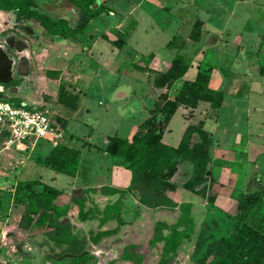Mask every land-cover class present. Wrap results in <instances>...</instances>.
I'll return each instance as SVG.
<instances>
[{
  "label": "rangeland",
  "instance_id": "1",
  "mask_svg": "<svg viewBox=\"0 0 264 264\" xmlns=\"http://www.w3.org/2000/svg\"><path fill=\"white\" fill-rule=\"evenodd\" d=\"M34 1L36 6L27 8L24 6L23 2L17 1L13 3L10 0H0V30L5 29L7 20L14 19L13 7L17 5L20 8V11L29 15V18L26 21L27 25L37 35L35 41L36 46L33 53L34 69L33 73L30 75L33 77L34 82L32 84L28 82L27 85L29 86V90L26 93L19 92L18 94H11L9 92V88L6 89V85L1 84L0 87L8 100H21L26 103H31L32 101L43 103L46 107L51 109L55 116L65 112L64 108L60 104L56 103L57 87L59 83L65 81L66 83L73 85L76 89L79 88V92L83 91L86 87L87 93L86 95H81L77 110L73 112L67 111V122L63 130L65 133H70L75 137H78L76 147L80 148L84 153L85 160L83 166H85L84 169L88 172V174L95 175V173H104L106 171V166H109L110 157L106 156L102 151H97L94 146L89 148L88 145L82 144V139H86L90 143L97 146H102L108 135L116 133L119 136L125 137L129 132L131 134L133 130L135 131L136 126L147 116L148 113L146 106L151 104L154 100V95L156 94L154 92L150 93V78L146 81V79H137V76L134 75L128 76L125 72H134L133 69L129 68V65L128 67L126 65L125 68V66L121 64L118 66L119 69L116 70L115 75L111 69L106 73L101 72V74L98 73L97 75H94L91 68L95 66L96 61L93 58H89L91 55L88 54L89 57L83 55L86 57L83 58V62H77L79 61L80 56L79 44H74L70 40L58 39L55 36L50 35L42 25L43 22L48 21V18L58 17H63L71 21V23H74L77 18V13L72 12L71 1ZM78 1L80 4L79 14L82 13V15H86L87 10L83 7L84 0ZM220 1L222 2L223 0ZM233 2V0H224L223 7H221L222 5L220 2V4L218 3L219 6L216 5L213 7H208L209 4H207L208 8H205V10H208L211 15V19L214 22L213 28L220 29L223 25L229 26V29L227 30L228 36L231 38H233L235 34H237L239 38L242 36L241 43L243 44L244 49H248L253 43L257 45L260 41L257 39L256 33L255 36L252 35L251 29L255 27V24L248 19L246 20V23L239 25V28L234 20H232V15L230 14L231 7H234ZM106 4L105 8L98 11L96 17L94 18L95 21L93 20L91 22L89 29L91 33H105L114 39L116 33L119 32L118 26L114 25L108 28V24L111 19L116 17L117 11L126 14L129 4L128 0H106ZM246 5H248V3H245L243 6L246 8ZM237 10L241 16L247 17L245 16L246 14H243L239 7ZM250 10H252V12L255 10L252 5L248 11L250 12ZM110 11H113V13ZM257 12L258 11L256 10V13ZM162 13L163 14L152 15V19L154 20L148 19L149 23H142L138 26L133 36L130 37L128 45L123 48L124 53L130 51L129 47L132 44V39L140 33L139 30L141 28L145 27L146 32L142 30L144 33L142 32L139 34L140 36L138 35L144 51L146 50V53L150 51L153 52L155 55L154 58H156L159 63H162L161 65H163L164 62H168L172 58L173 51L166 48L164 44L168 40V37L170 38L171 34L178 29L179 24H172L175 19L167 15L166 11H163ZM253 14H255V12ZM192 22L193 18L185 25H181L182 28L180 31H177V33H181L180 36H182V38H185L186 44L182 51L189 54L194 59H198L203 55L205 63L219 65L221 62V50L219 48H207L204 51V54L201 55L196 48V44L187 38ZM127 37L129 38L128 35ZM99 42L104 47L107 45V42L103 39H99ZM202 43L204 44L205 42ZM262 44L264 45V42L261 43V45ZM232 46L234 50L232 51L233 54H231V56L233 57L236 53V44H232ZM150 47L151 49L149 50L148 48ZM123 51L120 52V54H122ZM92 52L94 56L99 55L96 51ZM36 55H40L39 60L36 59ZM239 55L242 57L241 60L243 62L252 58L250 53L245 54V50L240 52ZM136 57L137 56L134 58ZM259 58L262 62H264L263 58ZM73 60L78 64L76 63L73 65L75 63ZM121 60L119 61L121 62ZM68 61H72V64H67ZM150 61L151 57L147 56L144 57V59L142 58L140 62L143 66V64H148ZM240 68L242 72L247 71L245 66H240ZM49 69H61L60 71H62V74H60V79L47 77L45 72ZM80 69H85V74L80 77L82 81L78 78ZM233 70L235 71V68H233ZM195 72L196 67L192 66L186 75L187 77H192ZM249 72H251V75L254 74V71L252 70ZM134 74L136 73L134 72ZM214 74H217V72ZM229 81H227L224 85L225 102L219 109L217 120L212 119L215 113L208 104H199L198 107L192 111L193 114H190L188 109L180 107L173 115L170 123L164 131L163 141L167 144L175 145L177 144L187 124L197 123L199 120H207V128L213 132L215 140H218L219 142L225 138H229V140L232 139V141L238 139L234 144L236 145L240 144L239 142L242 140L241 135H249L247 130H249L250 133H255L256 138L260 139L257 140L258 146L257 148H253V152H255L257 159L262 160L260 163L263 164V82L262 80H259L258 85H255L249 80L248 87L242 89V87H240L242 83H238L236 87H231ZM180 85L181 81L175 82L174 86L170 90V93L173 95L178 90ZM257 86L261 88V91L257 89ZM233 88L234 91L243 90L242 92L244 93H241V91L239 93H232L231 91ZM249 106H256V111H251ZM59 143L65 145V147H69L70 150L72 149L70 148L72 147L71 144H69V141L67 142L66 140V134H64V139ZM50 146L51 144L46 140L40 139L35 143L36 149L41 148L44 150ZM238 148L239 146H237V149ZM15 153H17L15 147L12 146L6 148L4 141L0 142V195L5 196L4 209L9 212L8 220H6V223L4 224L6 232L3 233V236L0 235V264H74V257L77 255L63 253L67 246L66 244L57 245L55 241L51 240H49L45 246L39 244V242L42 243L45 238L44 231L46 229L34 228L24 230L19 228L18 222L23 213L24 207L20 205L17 209H13L10 197L15 184L11 181L18 182L28 180L27 178L31 176V173L28 177H26L27 173L25 174V169L28 168L29 163L35 161V157L37 158L38 152L34 150L29 153L28 149H26L18 155ZM240 156L241 155L239 154V157ZM246 172L247 176L245 178L244 175ZM246 172H242L240 176L234 177L235 181L231 185H226L224 187L219 186V184L215 185L214 189L219 192L220 196H227L232 191L231 198L222 204L224 210L223 212L227 211V214L229 215L230 213V215L226 217L224 216L225 214H222L221 217L218 212L211 213L208 210V212L203 216L198 211H195L196 220L194 221V228L191 237L187 240L189 243L183 245V243H186V240L182 241L177 249L176 256L172 259L171 264H213L212 247L216 241L232 231L234 220L231 219V214L235 211L237 200L244 194H252L254 192L261 194L260 201L254 204L253 210L248 217L247 222L249 225L256 228L264 227V193H261V191L258 190V186H251L252 180H257L264 184V171L255 169L252 164ZM58 178L59 179H56L53 182L54 185L65 188L69 187V176L60 174ZM77 185L79 186V180L77 181ZM82 190L83 189L79 187L72 189L71 194L67 196V200L72 197L79 198ZM197 197L201 198L198 195ZM62 199L64 200L60 201H63L62 203H66L64 202L66 197ZM93 211L94 213H98L96 208H94ZM84 212L87 211L84 210ZM87 213L88 218L84 220H89V218L94 216L93 212L89 211ZM116 213L117 209L115 207L105 210L103 209L102 217L99 219V226H102V228L109 226L110 223L108 220L106 221V219ZM167 213L171 215L172 212ZM214 216L218 217L222 223H224L222 227L221 225L215 227V223L217 225V222L213 218ZM68 217L69 218L66 222L69 226L74 227V231L72 230L74 235H72V233H70V235L73 239H79V245L75 247L78 248L80 244H84L85 250L83 253H85V256L89 257L88 260L80 262L79 264H126L124 263L125 261L120 260V257L118 258L120 263H114V261L109 262V260L105 258L107 242L103 238L106 236H103L97 243H93L92 238L98 235V232L107 230H99L98 226H91L90 228L87 227L85 229L82 224L74 222L75 218H80L78 213ZM192 217L194 219L193 215ZM128 218L131 219L132 216H128ZM156 221L157 216L153 221L151 230L140 232L139 239L141 242H137V240L133 238V233L131 232L133 228H128L126 239L131 240L133 243L130 245L135 246V253L139 257L136 258L138 261L137 264H158V261L160 260L162 242L156 243L154 246L150 244ZM127 223L131 224L132 221ZM7 228L8 230H6ZM8 232H11V234L7 235ZM67 233L68 232H66L65 237H67ZM12 238H14V241H11ZM2 239H4V241H2ZM111 243L118 244L119 240H113ZM97 244H99L101 251L97 252V249L93 246ZM130 254L132 255L131 250ZM81 255L82 254L78 256ZM130 264H134V262H130Z\"/></svg>",
  "mask_w": 264,
  "mask_h": 264
},
{
  "label": "trees",
  "instance_id": "2",
  "mask_svg": "<svg viewBox=\"0 0 264 264\" xmlns=\"http://www.w3.org/2000/svg\"><path fill=\"white\" fill-rule=\"evenodd\" d=\"M11 2H23L24 6L30 8L36 6L34 0H10ZM77 13L74 23L63 18H48L42 23L43 27L50 34L58 39L76 37L82 34L89 27V20L95 18L98 11L105 8L106 0H84L83 7L87 10L86 15L79 14L80 4L78 0H69ZM82 7V8H83ZM15 19L19 22H26L29 15L15 5L13 7ZM80 16V17H79ZM181 35V34H180ZM173 36L166 47L174 51V55L168 62L159 63L154 56L151 61L141 67L143 71L152 74V84L158 93L154 103L147 109L148 115L135 128L130 138L113 134L108 137L105 145V152L111 156L120 157L126 168L130 171V182L126 191L102 187L101 190L110 194H118L116 201L109 203L105 208L117 209V213L111 215L106 221H114L116 226L112 230L100 231L92 238L97 243L103 236L119 232L127 224L120 215L121 198L126 192L131 194L141 205L151 209H167L177 211V216L172 223L165 220H157L151 237L150 244L162 242V252L158 264H171L172 259L183 240L191 237L194 228V219L191 215L192 205L189 202L177 203L168 196L169 191H174L179 185L175 180L179 165L186 163L190 166L188 177L180 183L181 186L193 194L200 196L207 202L208 208L215 206L219 192L214 189L218 184L214 178L210 163L212 161L211 146L212 134L206 128L205 121L188 124L181 134L176 146L166 144L162 141L164 131L170 120L180 107L192 111L198 107L199 102H208L212 111L217 114L224 100L222 89H213L209 86L212 71L218 65L205 63L202 57L192 58L184 53L185 38ZM203 35V21L196 18L191 24L187 34L192 42L198 43ZM116 48H122L126 43V36L117 32L114 39L104 33H100ZM261 46H264L263 44ZM204 52V51H203ZM204 54V53H203ZM139 58L136 62H138ZM195 66L196 72L192 77H187L189 69ZM222 70V69H221ZM259 75L264 77V64L258 67ZM46 76L59 79V70H46ZM181 81L178 90L172 95L170 90L175 82ZM5 85V84H2ZM81 98V92L73 85L62 81L57 87L56 103L60 104L64 111L56 115L54 122L62 129L67 122V111L77 110ZM16 105L21 100H10ZM5 133L0 135V142L4 141ZM67 142L73 140V136L66 137ZM65 147L58 143L43 158L38 159L37 164L50 168L55 172L68 176H75L81 153L75 147ZM258 186V190L264 193V184L252 180L251 186ZM220 186V184H219ZM97 189L88 188L81 191L79 198H70L67 203L60 201L63 191L41 182L39 179H28L18 181L12 190L13 203L24 207L18 226L24 230L44 228L45 238L40 243L42 246L51 240L57 245L66 244L63 253L77 255L74 257V264L88 260L85 256L84 244L79 245V239H73L74 227L68 225L65 220L71 206L78 205L79 221L88 218L84 212L86 202L91 192ZM4 195H0V215L2 214ZM261 194L254 192L247 193L237 200L235 211L231 214L234 220L232 231L221 237L212 247L213 264H264V227H253L248 224L253 206L259 202ZM93 212L94 211H90ZM111 212V211H109ZM221 215L229 216L227 211L218 212ZM219 215V216H220ZM217 225H224L218 217H213ZM214 223V222H213ZM67 229V231H66ZM73 230V231H72ZM67 233V237L66 236ZM91 239V238H90ZM130 250L132 255L130 254ZM82 254L81 256H78ZM134 256V257H133ZM120 260L131 261L137 264L135 246L127 245L120 254Z\"/></svg>",
  "mask_w": 264,
  "mask_h": 264
},
{
  "label": "crops",
  "instance_id": "3",
  "mask_svg": "<svg viewBox=\"0 0 264 264\" xmlns=\"http://www.w3.org/2000/svg\"><path fill=\"white\" fill-rule=\"evenodd\" d=\"M233 1H234L233 2L234 7H231V11H230V14L232 15L231 17L232 20H234V22L239 26L242 23H246V20L249 19L251 22L255 24V27L251 29L252 35L255 36V33H256L257 39L260 40L257 43V45L253 43L248 49L246 48L244 49L243 44L241 43L242 36H240V38L238 37L237 34H235L233 38L228 36L227 30L229 29V26L223 25L220 29L213 28L214 22L211 19V15L209 14L208 10H205V8L213 7L216 5L219 6L220 3L222 5L221 7H223L224 0L222 2L220 0H128L129 7H128L127 13L123 14L122 12H119V11H117V13L115 12L116 17L111 19L110 23L108 24V28L114 25L118 26L119 32L122 33L124 36H126V43L122 48L114 47L109 40L104 39L102 36H100V33L99 34L91 33L89 27L85 30L84 33L78 34L76 35V37H68L66 39L72 41L74 44L75 43L79 44V55L80 56H79V61L77 62L82 63L83 58L89 57L88 54L91 55V57L89 58H93L96 61L95 66L91 68L93 70L94 75H97L98 73L101 74V72L106 73L110 69L115 75L116 70L119 69L118 66L121 64V65H124L125 68H126V65L127 67L129 65V68L133 69V71L136 73L134 74V72L132 71H126L125 73L128 76L134 75V76H137L136 77L137 79H141V80L146 79V81L150 78L149 80L151 84L150 93L154 92L156 94L154 95V100L151 102V104L149 106H146L148 109L149 107H151V105L154 103L155 99L157 98V92L155 91L153 84H152V74H149L148 72L143 71L141 69V67L145 66V64H143V66L141 65L142 63L140 61L142 58L144 59V57H147V56L150 57L152 55L155 57L154 53L151 51L146 53L145 52L146 50L144 51V48H142L143 46L139 41L140 39L139 34L143 32L142 30L146 32L145 27L141 28L139 30L140 33L137 34L134 39H132V44L129 47L130 51H127L124 53L123 48L128 45V41L130 37L133 36V34L135 33V30L138 28L140 24L149 23L148 19L154 20L152 19L153 18L152 15L154 14H163L162 12L166 11L167 15L175 19L174 22H172V24H179L178 29L174 33L171 34L170 38L168 37V40L164 44L165 47H166V43L173 36L181 34L180 32L177 33V31H180V29L182 28L181 25L183 24L185 25L192 18H193V21L196 18H199L203 21V35H202L201 41L198 43H195L198 51L202 55L204 53L203 51H205L207 48L217 47L221 50V53H220L221 62L217 66V68H215L212 71L209 86L213 89L220 88L224 91L225 90L224 85L229 80H230L229 84L231 85V87H236L238 83H242V85L240 86L242 87V89L248 87L249 80L255 85H258V81L262 80L263 86H264V77L259 75V70H258L259 65L264 64V62H262L259 58V57L263 58V61H264V48H263L264 46H261V43L264 42V0H233ZM245 3H248V5H246V8L243 6ZM207 4H209L208 7H207ZM250 4L252 5L253 9H255L253 10V12L252 10H250V12L248 11L249 8L251 7ZM72 7H71L72 12L76 13L74 8ZM238 7L243 12V14H246L245 16H247L248 18L243 17L241 16V14H239L237 10ZM256 10L258 11L257 13H256ZM110 12L113 13V11H110ZM254 12L255 14H253ZM93 20L94 18L89 20L88 25H91V22ZM106 35L110 37L108 34ZM127 35L129 36V38L127 37ZM99 39L105 40L107 42V45L104 47L102 44H100ZM202 42H205V43L203 44ZM202 44H203V47H202ZM232 44H236L235 46L236 53L233 57L231 56V54H233L232 51L234 50ZM148 49L150 50L151 47ZM169 50L173 51L172 49H169ZM243 50H245V54L250 53L252 56V58L247 59V61L245 62L241 60L242 57L239 55V53L243 52ZM92 51H96L97 53H99V55L94 56ZM122 51L123 53L120 54V52ZM83 53H86V54H83ZM83 55L86 57H84ZM173 55H174V51H173ZM135 56L137 57L134 58ZM39 58H40V55H36V59L39 60ZM139 58L141 59L138 62H136ZM119 60H121V62ZM71 62L72 61H68L67 64H72ZM73 62H75L73 65L77 63L74 60ZM240 66L242 67L245 66L247 68V71L242 72ZM233 68H235V71L233 70ZM51 70L60 71L61 69H51ZM251 70L254 71V74L252 75H251V72H249ZM216 72L217 74H214ZM60 74H62V71H60ZM84 74H85V69L84 70L80 69L79 77L77 76L79 80L82 81L80 77ZM259 88L260 87H258L257 89L261 91V88L260 89ZM240 91L241 90L234 91V88H233L231 92L239 93ZM242 91L241 93H244ZM262 92L264 93V90H262ZM86 93H87V88L85 87L83 91H81V95H86ZM121 95H124V94H121ZM224 102H225V91H224V100H223L222 105L224 104ZM199 104L209 105L208 102H204V101L199 102ZM219 109H218V112H219ZM249 109L251 111H256V106L255 107L249 106ZM218 112L212 117V119L217 120L218 115H219ZM262 120L264 121V118ZM206 121L207 120H205V126L207 125ZM208 130L211 132L212 139H213L212 146H211L212 161L210 163V167L212 169L215 180L218 182V184H220L221 187H224L226 185H231L235 181L234 177L240 176L242 172L248 171V169L252 166V164L254 165L255 169L264 171V163L261 164L260 162L262 160L257 159L255 152H253V148H257L258 146L257 140L260 139V138L258 139L256 138L255 133H252V132L250 133V131L247 130L248 131L247 133L249 135L248 136L241 135L242 140L239 142L240 144L234 145L238 139L232 141V139L229 140V138H225L221 142H219L218 140H215V137L213 136V132L210 129ZM133 132L131 134L129 132L128 135L125 137L130 138ZM65 134H66V137L70 135L73 136V140L69 141V144H71V146L78 149L81 153V159H80V163H79V167H78V171L76 175L73 177L69 176L70 177V181L68 182L69 187L65 188V187H60V186H56L53 184V182L56 179H59L58 176L63 173L55 172L54 170L41 166L37 164L36 162L38 159L46 156L49 153V151L52 149V146L44 150H42L41 148L36 149L35 144L34 146H27V147L23 145H20L18 147L13 146L15 147V150H17V153H15L17 155L21 153L22 151H25L26 149H28L29 153L33 152L34 150L38 152L37 158L35 157V161L29 163L28 168L25 169V174L27 173L26 177H28L31 173V176H29V178L27 179L37 178L43 183H46L48 185L54 186L57 189L62 190L63 195L61 196L60 200H64L62 198L66 197L64 201L66 203L68 201L67 196L71 194V191L74 188L79 187V188H82L83 190L88 189V188L97 189V191L91 192V194L89 195V200L86 202L84 210L93 211V209L96 208L98 210V213H95L93 217L89 218V220L79 221L78 218H75L74 222L82 224L85 229L87 227L90 228L91 226H96V227L98 226L99 230L101 229L102 230H112L116 226V223L114 221L112 220L108 221L110 223L109 226H107L106 228H102V226H99V219L100 217H102L103 209L109 203L116 201V199L119 198V196L118 194H110L109 192H104L101 190V188L109 187V188L118 189L121 191H126L129 185V182H130V171L126 168L123 160L120 157L111 156L105 152L104 149L107 143V139L109 136H111V135H108L107 138L104 140V144L102 146H97L95 144L90 143L86 139H82V144L88 145L89 148L91 146H94L97 149V151H102L104 152L106 156L110 157L109 166H106V171L104 173L100 172V173H95V175L94 174L89 175L88 172L84 169L85 166H83V163L85 160L84 153L82 152L80 148L76 147V142L78 141V137H75L73 134H70V133H65ZM162 141H163V137H162ZM177 144L173 146H176ZM237 146H239L238 149H237ZM6 148H9V147H6ZM239 154L241 155L240 157H239ZM189 173H190L189 165H187L186 163H182L179 165L178 172L174 178V180L179 185L174 191H169L168 196L177 203H181V202L191 203L192 205L191 211H192V215L194 216V221H195L196 220L195 211H198L201 215L204 216L208 212L209 208H208V204L206 201H204L202 198L197 197L196 194L191 193L190 191L184 189L181 186L180 183H182L188 177ZM246 176H247V172L245 173L244 177L246 178ZM78 180H79V186L77 185ZM11 182L14 184L17 183V181H11ZM231 195H232V191L227 196L218 195L215 201V206L212 208L210 207L209 212L217 213V212L224 211L222 204L228 201L231 198ZM4 201H5V196L3 198V206H2L3 212L0 215V235L1 236H3V233L6 232L4 224L6 223V220H8V214H9V212L4 209ZM10 202H11V205L13 206V209H17V207L20 206V205H16L13 203L12 194L10 197ZM167 212H172V213L171 215H169ZM76 213H78V205L73 204L67 216L65 217V220L69 218L68 216H73ZM120 215L123 221L125 222L132 221V223L131 224L127 223L120 229L119 232L107 235L106 237L103 238L107 242V248L105 249V255H106L105 258H107L109 262L114 261V263H118V262L120 263V260L118 259L119 254L121 253V251L124 249L125 246L133 243L131 240L126 239L127 238L126 233L128 231V228H133L131 231L133 233L132 235L133 238H135L137 242H141L139 239L140 232L151 230L153 226V221L155 220L156 216H157V220H165L167 222L170 221L169 223H172L177 216V211H170L167 209L148 208L144 205L139 204V202L131 194L126 192L124 196L121 198ZM128 216H132V218L129 219ZM6 230H8V228ZM8 234L10 235L11 232H8L7 235ZM1 236H0V240H1ZM113 240H119V243L118 244L111 243ZM2 241H4V239H2ZM11 241H14V238H12ZM185 242L186 243H183V245H186L189 243V241L187 240ZM93 246L97 249V252L101 251L99 248L100 247L99 244L93 245ZM130 262L131 261H125L124 263L130 264Z\"/></svg>",
  "mask_w": 264,
  "mask_h": 264
},
{
  "label": "built area",
  "instance_id": "4",
  "mask_svg": "<svg viewBox=\"0 0 264 264\" xmlns=\"http://www.w3.org/2000/svg\"><path fill=\"white\" fill-rule=\"evenodd\" d=\"M54 118L51 109L43 103L32 101L16 105L0 87V135L5 133L6 147L34 146L40 139L55 147L64 139L65 132Z\"/></svg>",
  "mask_w": 264,
  "mask_h": 264
},
{
  "label": "water",
  "instance_id": "5",
  "mask_svg": "<svg viewBox=\"0 0 264 264\" xmlns=\"http://www.w3.org/2000/svg\"><path fill=\"white\" fill-rule=\"evenodd\" d=\"M25 31L28 34L33 33L29 26L25 27ZM6 49L12 50L18 57L13 59ZM13 74L27 78L30 74V58L26 43L10 36L0 41V84H8ZM17 91V87H9L11 94H16Z\"/></svg>",
  "mask_w": 264,
  "mask_h": 264
},
{
  "label": "flooded vegetation",
  "instance_id": "6",
  "mask_svg": "<svg viewBox=\"0 0 264 264\" xmlns=\"http://www.w3.org/2000/svg\"><path fill=\"white\" fill-rule=\"evenodd\" d=\"M6 27L3 30H0V41H2L3 39L10 37V36H14L15 39H20L23 40L26 45H27V49L29 52V58H30V74L27 78L24 77H20L17 76L15 74L12 75V80L8 83L5 84L6 89L9 87H17L18 91L16 94H18L19 92L22 93H26L29 90V86L27 85L28 82H30L31 84L34 82L33 77H31V73H33V53L35 50V41L37 38V35L35 34V32L33 31L32 34H28L25 31V27H27V22H19L18 20L15 19V15H14V19L12 20H7L6 21ZM6 51L8 52L9 56L12 57L13 59H16L18 57L17 54H14V52L12 50L6 49ZM33 87V86H32ZM31 87V88H32ZM30 88V89H31Z\"/></svg>",
  "mask_w": 264,
  "mask_h": 264
}]
</instances>
